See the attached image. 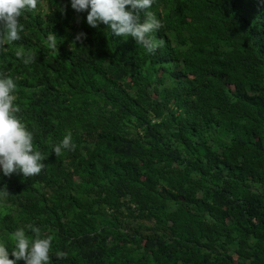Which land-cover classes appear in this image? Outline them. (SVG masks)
<instances>
[{"label": "trees", "instance_id": "obj_1", "mask_svg": "<svg viewBox=\"0 0 264 264\" xmlns=\"http://www.w3.org/2000/svg\"><path fill=\"white\" fill-rule=\"evenodd\" d=\"M145 11L163 24L155 54L91 28L71 0L21 17L0 73L18 77V115L47 159L38 176L0 170V241L11 252L32 224L54 237L51 264H264V0ZM68 132L76 150L56 157Z\"/></svg>", "mask_w": 264, "mask_h": 264}, {"label": "clouds", "instance_id": "obj_2", "mask_svg": "<svg viewBox=\"0 0 264 264\" xmlns=\"http://www.w3.org/2000/svg\"><path fill=\"white\" fill-rule=\"evenodd\" d=\"M39 3L40 0H0V53L21 40V33L25 31L21 17L35 12ZM154 3L155 0H71V8L76 13L86 12V22L91 28L107 25L111 34L132 37L146 54H155L165 41L152 35L163 27L161 20L157 19L155 13L145 11ZM66 7H61L59 11L64 14ZM141 10H144L145 16L143 22L140 19ZM76 22H80L79 17ZM86 38L87 34L81 31L76 34L74 42L82 44ZM46 39L48 46L58 51L56 36L49 33ZM15 56L25 66L36 61V54L23 48L17 49ZM17 80L18 77L0 73V170L4 176L17 173L29 178L41 174L46 167L43 161L47 157L34 146V132L18 115L21 107L17 104ZM51 147L59 157L66 150L75 151L77 145L72 140L71 132H68ZM9 195L7 190H0V201L6 200ZM26 229L33 235L29 236ZM9 239L11 252L8 243L0 241V264H17L20 260L25 264H51L52 235L42 236L38 227L28 224L13 231ZM56 257L64 259L66 253L57 252Z\"/></svg>", "mask_w": 264, "mask_h": 264}]
</instances>
